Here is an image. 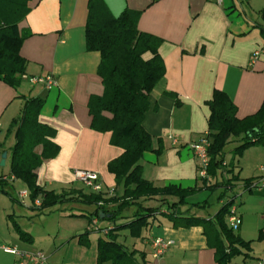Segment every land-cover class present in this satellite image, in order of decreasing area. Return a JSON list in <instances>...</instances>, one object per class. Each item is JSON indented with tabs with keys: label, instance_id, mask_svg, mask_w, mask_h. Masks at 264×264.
Here are the masks:
<instances>
[{
	"label": "crops",
	"instance_id": "crops-1",
	"mask_svg": "<svg viewBox=\"0 0 264 264\" xmlns=\"http://www.w3.org/2000/svg\"><path fill=\"white\" fill-rule=\"evenodd\" d=\"M101 1L115 17L125 10L141 12L138 30L163 40L159 53L166 74L151 95V108L144 121L159 153H148L141 160L144 178L163 188L199 184V160L190 146L208 133L207 102L213 92H227L238 108L239 118L254 115L264 102V0ZM89 2L31 0L30 12L19 23L21 33L31 34L21 48L22 57L28 61L26 75L17 89L0 81V162L3 153H7L5 167H11V148L16 138L15 133L8 135V130L21 114L26 99L44 98L40 121L52 130L50 140L57 149L48 147L54 153L37 169L38 184L56 194L68 193L69 199L42 211L32 201L34 206L29 210L27 202H21L20 196L12 193L16 181L28 190L26 185L19 180L10 183V195L0 194V245L41 251L48 257L46 264H99V239L107 238L104 229L113 226L108 221H99V230L83 236L93 226L97 206L80 201V196L90 190L76 181V170L98 173L105 192L114 190V194L121 195L123 191L108 170V164L123 150L111 145V133L91 128L89 101L102 96L105 88L98 75L101 55L89 52L86 45ZM39 76H52L56 85L48 89L34 84L32 79ZM236 146L226 148L224 166L231 173L224 175L236 176L238 181L224 200L235 198L242 218L236 234L252 245L247 257L243 253L232 264H260L264 259V192L246 191L244 184L247 179L264 177V146L251 147L239 158L233 157ZM43 150L42 144L36 149L39 154ZM223 192L221 188L204 190L188 201L194 204L209 201V195L217 193L219 198ZM216 203L194 213L212 217L224 204L218 199ZM160 204L157 199L146 206ZM133 211L125 212V216H131ZM44 212L57 213L62 222L85 216H92L93 221L87 218L80 230L74 227L67 230L63 224L62 229L47 231L44 227L42 232L41 218L37 215ZM157 238L173 242L160 258L153 256L152 242ZM119 239L120 235L118 242L126 246ZM135 240L131 248L126 247L144 253L143 259L137 256L140 264H218L216 249L203 227L175 228L167 218L158 216L143 237ZM18 261L16 256L0 250V264H19Z\"/></svg>",
	"mask_w": 264,
	"mask_h": 264
},
{
	"label": "trees",
	"instance_id": "trees-1",
	"mask_svg": "<svg viewBox=\"0 0 264 264\" xmlns=\"http://www.w3.org/2000/svg\"><path fill=\"white\" fill-rule=\"evenodd\" d=\"M30 1L0 0V81L15 89L20 87L27 71L28 61L22 57L21 48L31 34L21 33L19 23L30 12ZM140 14L125 10L115 17L101 0L89 2L86 45L89 52L96 51L101 55L98 75L105 88L102 96L92 97L89 101L91 128L100 133H111V145L123 150L108 164L117 185H123V194L90 191L80 196V201L97 206L94 219L110 223L120 218L127 220L119 226L104 229L107 238L99 239L98 263L140 264L137 256L143 259L144 253L130 251L119 243V232L128 231L130 237L140 239L153 220L163 216L175 228L203 227L209 242L216 249L217 263L232 264L235 257L243 253L246 257L249 255L252 242L241 239L227 223L235 198H224L232 191L238 178L224 175L230 172L224 166L226 148L237 144L232 153L242 156L251 147L264 146V102L254 115L239 118L238 108L227 92L215 90L212 99L207 102L210 108L207 119L210 139L207 176H200L199 184L188 188L178 185L157 187L145 179L140 162L148 153H159V149L154 148L153 136L144 127V121L151 108V95L165 77L166 67L159 53L163 40L138 30ZM44 104V98L26 99L21 114L13 120L8 130V135L15 133L16 138L11 148L10 174L0 176V193L10 195V183L14 181L8 178L14 177L15 181L26 185L33 202L41 199V205L36 207L41 211L69 200L66 199L68 193L56 194L38 184L37 169L54 153L49 152L48 147L57 149L50 140L52 130L40 121ZM250 130H259L261 134L251 137ZM40 144L44 146L41 154L36 151ZM1 153L2 150L0 156ZM253 181L245 180V188L248 189ZM220 188L224 192L217 199L224 204L218 212L208 218L197 216L194 212L205 211L213 204L208 200L194 204L188 201L189 198L204 190ZM157 199L161 202L159 206H146L147 202ZM131 209L134 210L132 215L125 216V212ZM163 209H166L165 212ZM85 217L93 221L92 216ZM87 231L83 236L92 232L90 229Z\"/></svg>",
	"mask_w": 264,
	"mask_h": 264
},
{
	"label": "built area",
	"instance_id": "built-area-1",
	"mask_svg": "<svg viewBox=\"0 0 264 264\" xmlns=\"http://www.w3.org/2000/svg\"><path fill=\"white\" fill-rule=\"evenodd\" d=\"M258 53H255V56H257ZM32 82L34 84H42L45 85L46 88L51 89L53 86L56 85L55 80L52 76H39L32 79ZM208 133L205 134L203 138L198 143L192 144L190 147L194 151L197 159L199 160V167H200V176L206 177L207 176V167L209 163V155H208V148L210 147V139L208 137ZM76 181L82 183L88 190L94 192V193H102L105 192L103 182L101 181L100 175L96 172L89 171V170H76L74 172ZM7 179V178H6ZM9 181H15L14 177L8 178ZM246 189V188H245ZM255 189L262 190L264 192V177L254 180L250 187L246 189V191H253ZM110 195L114 194V190H111L108 192ZM29 190L24 191L23 193H20L21 200H24V198L30 196ZM35 205L39 207L41 205V202L39 199H37L35 202ZM99 220L96 218L93 221V226L89 227L90 230H99L98 227ZM240 224H242V218L238 213L237 206L234 204L231 208V212L228 216V225L233 231H238L240 228ZM106 231V230H105ZM107 232V231H106ZM105 232V233H106ZM173 244L172 241L164 240L162 238L154 239L152 242V248H153V256L154 258H160L162 257L167 250L171 247ZM0 250H3L5 253L11 254L16 256V258L19 260V264H25L27 261L32 262L34 264H46L47 263V257L41 252L37 253H30L21 251L18 248L15 247H6L4 245H0ZM260 264H264V259L261 260Z\"/></svg>",
	"mask_w": 264,
	"mask_h": 264
},
{
	"label": "rangeland",
	"instance_id": "rangeland-1",
	"mask_svg": "<svg viewBox=\"0 0 264 264\" xmlns=\"http://www.w3.org/2000/svg\"><path fill=\"white\" fill-rule=\"evenodd\" d=\"M232 146V144L231 145H229V148ZM232 148V147H231ZM230 148V149H231ZM233 157H241V156H234L233 155ZM236 163V161L234 162V164ZM2 172H4V173H6L7 175H9L10 174V167H0V174L2 173ZM15 184V189L12 191V193H17L19 196H20V193H23L24 191H26V188L23 186V184L21 183V182H15L14 183ZM119 187H121V185L119 186ZM122 187H123V185H122ZM0 194H3V193H0ZM123 194V191L121 192V195ZM114 195V194H113ZM193 197V196H192ZM21 199V198H20ZM208 199H209V201L211 202V203H215V204H217L216 203V200H217V193H214V194H212V195H209V197H208ZM21 202H27V204L25 205L26 206V208L27 209H29V210H31L32 208H33V202H32V200H31V198H30V196L29 197H26V198H24V200H21ZM38 210H40L39 208H38ZM30 212H34V211H30ZM45 214H47V215H45ZM124 215H126V213L124 214ZM37 218H41L40 219V224L41 225H43V227H42V232H44V227H47V228H45L47 231H51V230H53V229H57V228H61L62 229V226H63V224H65L66 225V229L68 230V229H70L71 227L73 228H77V230L79 229H82V226H83V224L85 223V221H88V219L87 218H72V219H69V220H66L65 222L63 221L62 222V219H59L60 217H58V214L57 213H46V212H44L43 214H41V215H37ZM45 218V219H44ZM29 220H32V219H29ZM43 220V221H42ZM100 222H103V221H100ZM127 222V220L126 219H124V218H120V219H118V220H116L115 222H111V224H113V226H119V225H121V224H124V223H126ZM39 224V225H40ZM49 229V230H48ZM96 234V236L98 235V233H95ZM119 235H120V239H119V241L120 242H122V243H124L127 247H129V248H131L132 247V242H134V241H136L134 238H132V237H130V235H129V232L128 231H126V232H123V231H121V232H119ZM95 236V237H96ZM127 241V242H126ZM19 249V248H18ZM20 250V249H19ZM21 251H25V250H22L21 249ZM25 252H30V253H37V252H39V251H36V252H31V251H25ZM43 253V252H42ZM44 255H45V253H43ZM46 256V255H45ZM48 258V257H47Z\"/></svg>",
	"mask_w": 264,
	"mask_h": 264
},
{
	"label": "water",
	"instance_id": "water-1",
	"mask_svg": "<svg viewBox=\"0 0 264 264\" xmlns=\"http://www.w3.org/2000/svg\"><path fill=\"white\" fill-rule=\"evenodd\" d=\"M261 134V131H259V130H250L249 131V135L251 136V137H257L258 135H260ZM7 153H3V155H2V160H1V162H0V165L2 166V167H4L5 166V164H6V159H7V155H6Z\"/></svg>",
	"mask_w": 264,
	"mask_h": 264
}]
</instances>
